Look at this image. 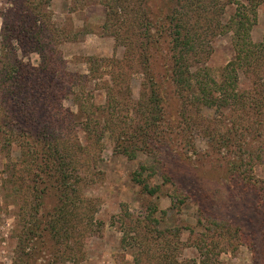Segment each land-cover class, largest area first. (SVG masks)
Returning a JSON list of instances; mask_svg holds the SVG:
<instances>
[{
    "label": "rangeland",
    "instance_id": "374dc122",
    "mask_svg": "<svg viewBox=\"0 0 264 264\" xmlns=\"http://www.w3.org/2000/svg\"><path fill=\"white\" fill-rule=\"evenodd\" d=\"M112 1L0 0V74L8 80L0 92L4 109L0 108V119L7 109L1 104L5 91H9L11 103L24 98L14 93L8 78L10 66L19 60L30 73L24 70L17 79L45 86L46 94L55 98L45 110L53 119L55 135L61 130V141L84 147V151H75L76 169L90 182L78 192L75 208L69 207L72 212L65 224L55 225V234L49 226L42 232L45 224L57 219V196L53 189L41 194L40 186L35 188L28 181L26 156L8 144L0 126V264H201L202 260L205 264H264L263 158L255 156L243 172L239 169L240 174H232L227 166L229 154H217V148L189 130L181 135L183 140L193 134L198 152L206 150L207 155L198 159L171 142L160 157L166 180L157 177L158 172L152 176L149 169L139 171L141 165L152 162L151 156L137 153L129 160L114 151L109 130L98 144L95 136L85 135L86 118L79 103L88 108L101 131L108 119L116 121L117 132L131 129L139 117L135 108L142 101L144 84L148 85L137 57L145 34L156 28V17L153 21L137 18L133 6L121 14ZM147 3L150 16L158 9L163 15L168 13L165 0ZM108 4V11L118 14L109 23L114 32L106 34ZM235 8V4L227 8L226 19ZM253 18L250 39L263 42L264 1ZM125 38L132 41L131 53L126 52ZM169 42H159L149 54L148 67L160 70L161 75L164 56L170 55ZM232 57V45L225 35L213 42L211 55L203 64L218 80ZM239 78L241 89L250 94L257 90L258 81L250 70ZM162 99V113L178 121L179 100ZM228 113L223 119L215 109L195 116L197 122L213 120L214 126L216 120L235 118V114L227 117ZM56 118L62 129L54 122ZM179 123L183 127L182 120ZM178 141L183 144L181 138ZM257 146L253 142L252 147ZM93 156L97 161L88 171ZM136 172H142L141 178L159 190L147 195L134 180ZM34 219H38L39 230Z\"/></svg>",
    "mask_w": 264,
    "mask_h": 264
},
{
    "label": "trees",
    "instance_id": "16d2710c",
    "mask_svg": "<svg viewBox=\"0 0 264 264\" xmlns=\"http://www.w3.org/2000/svg\"><path fill=\"white\" fill-rule=\"evenodd\" d=\"M262 1L264 0H165L168 13L163 15L161 9H158L155 16H150L147 0H134L135 3L133 0L112 1V5L117 7L121 14L133 6L132 10L137 18L152 20L156 17V28L153 33L149 31L145 34V40L139 45L141 53L137 57V61L144 68L142 70L148 85L144 84L142 101L134 107L136 115L139 116L136 117V125L118 132L115 129L116 121L113 119L106 120V128L101 131L97 120L90 116L88 108L76 101L80 104V113L85 114V135L95 136V143L98 144L109 130V137L114 140V151L129 160L135 159L139 153L151 156L152 162L141 165L139 171L146 172L149 169L152 176L158 172L157 177L166 180V169L160 157L163 149L171 142L178 144L183 152H190L198 159L207 155L203 152L206 150L200 149L198 152L193 134L183 140L181 135L189 130L205 138L213 149L217 148V154H229L227 166L231 173L243 172L244 165L255 156L264 159V40L253 43L249 36L255 9ZM233 4L236 8L226 19L227 8ZM109 7V4L106 5L107 15L103 26L106 34L114 32L111 31L109 23L118 14L115 10L108 11ZM148 26L151 27L150 24ZM117 35L120 36L119 33L113 34L116 37ZM225 35L232 45L233 57L221 70L217 80L203 63L211 55L213 42ZM168 40L170 55L164 56L166 62L161 75L160 70L154 72L148 67L149 54L156 49L159 42L166 43ZM21 44L26 45L25 39H21ZM125 45L128 46L126 52L131 53V39L125 38ZM14 63L10 66L8 78L12 79L11 87L15 88L14 93L23 94L24 98L20 101L17 96L16 103H11L10 99H7L9 91H5V99L1 104L7 109L4 111L5 116L0 119V126L8 144L18 147L21 156H26L28 181L34 184L35 188L40 186L41 194L54 190L57 204H60L54 212L57 219L53 222L54 217L53 220L46 221L53 223L45 224L42 232L49 226L50 231L55 234V225L60 228L65 224L72 212L69 207L76 206L78 192L82 190V186L90 183H86V178L81 177L76 169L78 162L75 159V151H81L82 148L80 145L75 147L61 141V130L55 135L53 119L45 112L51 105L49 100L53 99L46 94L47 87L21 82L17 77H22L24 70L29 73L30 70L24 69L19 60ZM200 63L202 64L199 65ZM248 70L258 81L257 90L252 94L241 89L239 83L240 74H246ZM7 83L6 77L0 74L1 93ZM108 96L112 100L116 98H113L109 91ZM164 97L170 101L172 98L179 100L181 114L178 121L171 118V115L162 113L160 104ZM53 100L55 101V98ZM0 108L4 110L1 105ZM212 109L220 115V119L226 118L227 112V117L235 114V118L226 119V122L216 120L214 126L211 125L213 120L210 119L197 122V114L202 116L205 110ZM180 120L183 127H180ZM54 122L61 121L56 118ZM60 124L62 129V123ZM180 138L184 145L177 142ZM253 142L258 143V146L253 148ZM82 150L84 151V147ZM87 153L90 155L89 151ZM85 156L88 157L87 154ZM96 161L94 156L89 159L88 171L94 169ZM142 172H136L134 180L147 195L152 196L159 190V186L150 187L146 179L141 178ZM88 209H92L90 203ZM92 219L90 214L88 221L91 222ZM34 220L36 229L39 230L38 219ZM203 261L201 264H205Z\"/></svg>",
    "mask_w": 264,
    "mask_h": 264
}]
</instances>
